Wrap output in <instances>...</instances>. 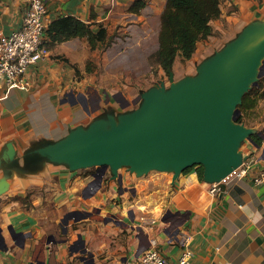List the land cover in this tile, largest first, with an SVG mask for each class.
Returning <instances> with one entry per match:
<instances>
[{
  "label": "crops",
  "instance_id": "0c3cea01",
  "mask_svg": "<svg viewBox=\"0 0 264 264\" xmlns=\"http://www.w3.org/2000/svg\"><path fill=\"white\" fill-rule=\"evenodd\" d=\"M137 1L144 6L132 11ZM27 2H0V33L21 29ZM44 2L46 30L55 20L73 16L94 31L103 26L114 42L106 50H92L85 38L56 44L48 58L29 68L28 91L12 90L0 99V264H127L152 239L174 263L183 252L177 242L182 233L192 237L193 264H264V183L253 181L264 171V119L250 127L261 134L260 148L249 141L241 148L244 161L252 165L250 176L227 180L215 194L196 169L175 182L172 174L152 172L137 178L121 170V186L109 173L97 181V170L85 175L84 170L71 172L50 163L35 173H19L25 154L37 145L57 141L108 111L135 110L141 92L161 82L170 85L158 67L168 81L165 77L133 98L137 79L120 73L122 56L145 42H154L152 54L158 51L167 0ZM220 8V17L211 22L213 34L198 43L190 60L176 59L174 77L179 61L188 64L176 81L195 75L203 60L249 23L264 18V0H225ZM75 86L84 91L70 97L66 90ZM257 107L264 111V99ZM9 144L16 152L13 161L4 159ZM106 214L121 220L104 222L100 218Z\"/></svg>",
  "mask_w": 264,
  "mask_h": 264
},
{
  "label": "water",
  "instance_id": "95a60500",
  "mask_svg": "<svg viewBox=\"0 0 264 264\" xmlns=\"http://www.w3.org/2000/svg\"><path fill=\"white\" fill-rule=\"evenodd\" d=\"M263 77L264 18L249 23L203 60L195 75L176 81L170 72V85L161 82L141 92L135 110L108 111L57 141L29 150L24 167L17 160L15 164L20 174L35 173L45 163L71 172L97 168L95 180L109 173L120 186L123 169L137 178L151 172L172 174L175 182L187 170L202 167L205 183H221L244 163L241 148L246 141L260 148L253 136L261 134L237 123L236 117L245 95ZM7 153L4 159L13 161L11 144ZM120 218L108 214L100 219L118 223Z\"/></svg>",
  "mask_w": 264,
  "mask_h": 264
},
{
  "label": "trees",
  "instance_id": "16d2710c",
  "mask_svg": "<svg viewBox=\"0 0 264 264\" xmlns=\"http://www.w3.org/2000/svg\"><path fill=\"white\" fill-rule=\"evenodd\" d=\"M221 0H167L166 9L162 16L159 34V49L153 54L157 67H160L167 76L173 71L174 63L178 57L182 61L190 60L197 50L200 41L213 34L211 22L221 15ZM144 2L137 1L132 6V11H139ZM48 49L56 44L68 42L77 38H85L91 49L106 50L114 42L103 26L97 31L79 19L68 16L55 20L46 30ZM264 99V78L258 86L253 87L243 98L239 107L240 114L236 117L237 123L247 126L246 117L250 111L256 109L260 100ZM253 141L261 145V138L253 136ZM200 180H203V168L194 167ZM189 169L186 172L192 170Z\"/></svg>",
  "mask_w": 264,
  "mask_h": 264
},
{
  "label": "built area",
  "instance_id": "2783aa9c",
  "mask_svg": "<svg viewBox=\"0 0 264 264\" xmlns=\"http://www.w3.org/2000/svg\"><path fill=\"white\" fill-rule=\"evenodd\" d=\"M47 14L48 8L44 0H28L21 29L9 35L0 33V99L6 98L12 90L28 91L31 87L27 77L29 68L50 56V50L45 45ZM251 169L252 165L244 161L223 182L211 184V193L219 192L222 184L229 179H246L250 176ZM253 181L258 185L264 183V171L254 176ZM191 240L192 237L186 233L177 236L183 252L174 263L159 252L157 241L152 239L150 247L127 264H193Z\"/></svg>",
  "mask_w": 264,
  "mask_h": 264
},
{
  "label": "rangeland",
  "instance_id": "374dc122",
  "mask_svg": "<svg viewBox=\"0 0 264 264\" xmlns=\"http://www.w3.org/2000/svg\"><path fill=\"white\" fill-rule=\"evenodd\" d=\"M224 3L225 0H221ZM155 44L152 40L145 42L143 45L137 47L134 51H131L129 55H124L121 58V70L120 73L127 77L128 75H133L135 80L138 81L139 86L134 88L133 98L139 96L140 90H145L149 88L154 83L164 80L166 77L164 74L158 72V65L155 60H153V52L155 50ZM95 71L97 70V65H93ZM193 69V68H192ZM188 70L187 62H178L177 75L176 79L183 77V75ZM195 72V70H194ZM98 75L100 73H97ZM95 77V76H94ZM264 78V77H263ZM168 81V77H166ZM70 97L76 98L79 93H82L84 90L82 87H73L66 90ZM264 119V111L260 108H256L253 111H250L246 117L247 127H256L257 124L262 123ZM243 124V123H242ZM262 127V126H260ZM97 169H87L82 171V174L92 175ZM124 172H128L126 169H123ZM154 174V173H149ZM148 174V175H149ZM135 176V175H134ZM105 217L107 216L104 215ZM119 220V219H118ZM117 220V221H118Z\"/></svg>",
  "mask_w": 264,
  "mask_h": 264
},
{
  "label": "flooded vegetation",
  "instance_id": "af4514ba",
  "mask_svg": "<svg viewBox=\"0 0 264 264\" xmlns=\"http://www.w3.org/2000/svg\"><path fill=\"white\" fill-rule=\"evenodd\" d=\"M97 171H98V169H97ZM97 171H96V172H97Z\"/></svg>",
  "mask_w": 264,
  "mask_h": 264
}]
</instances>
